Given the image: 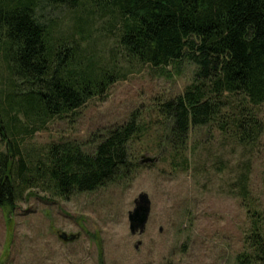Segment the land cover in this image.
Returning <instances> with one entry per match:
<instances>
[{
	"label": "trees",
	"instance_id": "trees-1",
	"mask_svg": "<svg viewBox=\"0 0 264 264\" xmlns=\"http://www.w3.org/2000/svg\"><path fill=\"white\" fill-rule=\"evenodd\" d=\"M55 8L72 13L65 30L43 15ZM96 14L115 30V48L128 63L163 73L184 62L195 67L183 92L157 107L174 167H188L186 145L197 128L214 126L223 141L257 152L264 134V0H0L2 208L13 209L33 189L61 199L94 192L131 171L129 145L145 134L135 115L99 136L91 152L70 141L34 156L23 151L50 120L103 97L124 77L115 59L105 67L84 53ZM235 167L234 189L250 220L235 263L264 264V212L252 206L250 162Z\"/></svg>",
	"mask_w": 264,
	"mask_h": 264
},
{
	"label": "rangeland",
	"instance_id": "rangeland-1",
	"mask_svg": "<svg viewBox=\"0 0 264 264\" xmlns=\"http://www.w3.org/2000/svg\"><path fill=\"white\" fill-rule=\"evenodd\" d=\"M43 15L61 30L73 20L65 8ZM90 26L84 53L105 67L115 59L124 77L103 97L50 120L23 151L34 156L51 143L70 141L91 152L99 136L133 115L145 134L129 145L131 171L115 183L68 199L33 189L13 209L0 207V264H236L250 220L234 189L235 166L240 159L250 162L252 206L264 212V134L251 154L223 141L214 126L194 129L186 145L187 169L174 167L157 107L183 92L195 67L184 62L163 73L128 63L115 48L107 18L96 14ZM5 78L0 70V89ZM260 117L264 121V107ZM140 193L148 195L150 213L144 232L131 235L128 213Z\"/></svg>",
	"mask_w": 264,
	"mask_h": 264
},
{
	"label": "water",
	"instance_id": "water-1",
	"mask_svg": "<svg viewBox=\"0 0 264 264\" xmlns=\"http://www.w3.org/2000/svg\"><path fill=\"white\" fill-rule=\"evenodd\" d=\"M151 161L149 159L146 160ZM150 213V200L146 193H140L134 200V208L128 213L129 232L131 235H141L144 230ZM62 239L72 240L75 236H66L61 234ZM140 242L135 245V249L138 248Z\"/></svg>",
	"mask_w": 264,
	"mask_h": 264
}]
</instances>
